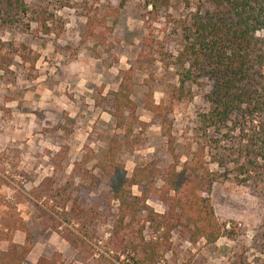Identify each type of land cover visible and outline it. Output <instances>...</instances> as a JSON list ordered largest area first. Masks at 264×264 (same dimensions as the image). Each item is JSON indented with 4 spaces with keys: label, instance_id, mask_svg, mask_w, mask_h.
I'll use <instances>...</instances> for the list:
<instances>
[{
    "label": "rangeland",
    "instance_id": "1",
    "mask_svg": "<svg viewBox=\"0 0 264 264\" xmlns=\"http://www.w3.org/2000/svg\"><path fill=\"white\" fill-rule=\"evenodd\" d=\"M206 1L171 0L166 9L153 10L146 0H127L115 13L119 0H25L53 15L50 34L35 22L0 30V43L23 44L39 55L32 70L18 58L9 67L0 58V232L15 244L32 245L23 264L54 253L62 264H126L109 244L117 204L98 169L111 138L122 144L118 160L128 177L137 166L165 169L200 157L219 178L210 203L217 219L235 228L237 237L191 245L175 232L158 264H264V156L255 161L248 179L239 174L245 160L238 157L244 136L258 132L261 121L252 117L239 124L234 117L203 131L199 115L208 110L204 96L211 82L201 78L180 90L171 61L181 49L182 26L195 6L209 8ZM88 22L93 36L86 33ZM256 36L264 39V31ZM160 51L166 54L164 61ZM262 72L264 81V68ZM123 82L130 85L135 111L132 117L126 114L119 130L110 115L111 98ZM147 94L161 107L158 115L146 109ZM82 157L91 160L85 170L98 177L95 185L86 176L73 175ZM46 179L52 189L69 183L64 197L47 207L44 201L29 200L31 189ZM131 192L139 196L136 187ZM68 196L66 210L75 200L89 213L84 225H61L86 243L80 250L39 221ZM146 203L155 213L166 210L154 197ZM139 225L134 222L132 231ZM20 226L24 231L17 230ZM143 235L151 233L144 230Z\"/></svg>",
    "mask_w": 264,
    "mask_h": 264
},
{
    "label": "trees",
    "instance_id": "2",
    "mask_svg": "<svg viewBox=\"0 0 264 264\" xmlns=\"http://www.w3.org/2000/svg\"><path fill=\"white\" fill-rule=\"evenodd\" d=\"M170 1L146 0V5L153 10L166 9ZM206 2L209 8L195 6L188 23L182 26L181 49L171 61L176 67L180 90L185 84L197 83L201 78L211 82V91L204 96L208 110L199 115L203 131L218 128L234 117L239 124L252 117L261 121L258 132L244 136L246 144L241 146L238 156L245 160L239 174L245 173L248 179L255 161L264 156V39L256 36L264 31V0ZM126 3L127 0H119L113 11L118 13ZM28 22H35L48 35L51 31L48 24L53 22V15L40 7H30L25 0H0V30L28 27ZM93 30V23L88 22L86 33L93 36ZM0 49L5 51L0 58L6 67L18 58L32 70L39 60V55L23 44L0 43ZM158 55L160 61H164L166 54L160 51ZM129 87V84L121 83L111 98L110 115L119 130L124 129L126 114L132 117L135 111ZM150 97V94L146 95L145 107L151 114L158 115L161 107L153 104ZM121 149L122 144L111 138L98 169L110 200L117 204L109 244L126 264H158L162 253L171 248V237L175 232L182 234L191 245L201 240L204 245L211 246L221 238L233 240L237 237L235 228L220 222L214 214L210 193L219 178L207 169L200 157L187 159L182 164L176 162L165 169L152 164L137 166L128 177L118 160ZM90 161L82 157L74 164L73 175L86 176L91 186L99 180L85 170ZM157 181L161 183L159 187H156ZM49 182L43 180L37 188L31 189L29 200L44 201L47 207L49 201L64 197L69 183L52 189ZM133 187L138 189L139 196L132 194ZM149 197L156 198L165 207V212L158 214L150 209L146 203ZM70 201L68 196L56 205L55 210L49 208L56 219L43 212L39 221L44 229L55 232L72 248L80 250L87 247L86 243L61 225L71 221L84 225L89 213L75 200L66 210ZM134 222L140 224L135 232L132 231ZM17 230L24 231L21 226ZM144 230L151 233L149 238L143 235ZM26 240L29 241L27 235ZM31 249V244H14L6 232H0V264H23ZM36 264H62V260L59 253H54L49 258H39Z\"/></svg>",
    "mask_w": 264,
    "mask_h": 264
},
{
    "label": "crops",
    "instance_id": "3",
    "mask_svg": "<svg viewBox=\"0 0 264 264\" xmlns=\"http://www.w3.org/2000/svg\"><path fill=\"white\" fill-rule=\"evenodd\" d=\"M15 244V243H14ZM17 245H20V244H17ZM21 246H22V244H21ZM31 252V251H30ZM29 256H30V253L27 255V257L29 258ZM26 257V258H27ZM26 258H25V260H26ZM41 258H43V257H41ZM25 260H24V262H25ZM37 262V261H36ZM36 262L34 263V264H36Z\"/></svg>",
    "mask_w": 264,
    "mask_h": 264
}]
</instances>
